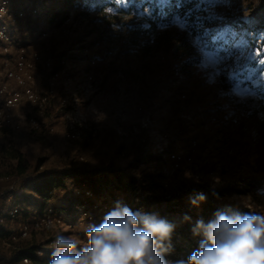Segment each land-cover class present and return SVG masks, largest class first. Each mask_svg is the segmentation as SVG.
I'll use <instances>...</instances> for the list:
<instances>
[{"label":"rangeland","instance_id":"obj_1","mask_svg":"<svg viewBox=\"0 0 264 264\" xmlns=\"http://www.w3.org/2000/svg\"><path fill=\"white\" fill-rule=\"evenodd\" d=\"M62 1L51 0V9L59 11ZM74 1L63 23L52 20L49 12L46 36L39 39L38 33L27 48V56L41 55L34 86L49 100L41 112L23 100L14 111L20 128L0 127V151L17 148L31 164L40 160L41 171L65 168L96 176L97 184L86 187L107 200L110 211L120 203L155 214L175 225L172 233L184 218L207 224L215 219L214 209L264 214L263 194L252 185L264 183V34L253 30L264 14V0H201L209 2L207 14L215 19L212 38L229 31L227 45L206 49L194 37L192 52L172 47L151 55L131 42L138 27L146 25V0H123L116 14H106L98 4L102 0ZM103 1L106 7L113 4ZM130 5L131 12L123 13ZM239 22L247 26L228 30ZM168 29L175 35L183 25ZM195 57L198 65L191 64ZM61 58L66 62L54 76L53 65ZM14 67V61L8 66L0 61V82L15 86L6 78V69ZM29 117L40 125H30ZM72 126L79 133L76 138L69 136ZM164 142L170 152L181 154L178 166L159 154ZM115 170L138 180L157 170L159 189L142 193L151 202L120 189L111 176ZM5 175L0 163V184ZM102 175L109 178L104 182ZM199 194L206 201L193 205L191 199ZM44 202L48 199L36 193L27 216L43 210ZM57 235L78 239L82 246L87 240L84 225L70 229L57 224L18 244L1 240L0 262L11 264L14 252L30 245L52 251ZM165 258L174 262L177 256L170 250Z\"/></svg>","mask_w":264,"mask_h":264},{"label":"trees","instance_id":"obj_2","mask_svg":"<svg viewBox=\"0 0 264 264\" xmlns=\"http://www.w3.org/2000/svg\"><path fill=\"white\" fill-rule=\"evenodd\" d=\"M95 1L98 2V0ZM74 2V0H63L59 11H56L55 8L51 9L52 20H58L60 23L65 22L69 18V8L74 6ZM98 4L103 10L106 8V1L102 0ZM142 4L143 10H147L144 17L146 25L138 27L139 31L135 32L131 42L144 55H151L154 51L172 47L179 51L192 52L194 46L191 44V40L194 37L201 39L206 49H220L227 45V39L230 35L229 31L225 35L212 38L210 26L215 19L207 14L206 10L209 6L207 1L146 0ZM131 9L130 5V9L124 10L123 13H130ZM178 23L183 25V31H176L174 35L168 28ZM246 26L243 22H239L229 27L228 30L231 31L235 28ZM253 30L258 32V34H264V14L261 15L256 28ZM199 63L200 59L195 57L191 64L198 65ZM262 68H264V64ZM59 70L60 59L58 63H54L52 74L55 75ZM229 84L231 83L227 80L226 86ZM0 163L6 168V175L2 177L5 181L0 184V197L2 198L0 216L5 214L9 208L18 206L22 211V218H25L28 212V204L33 201L36 193L43 194V198L48 199V202L42 203L40 207L53 206L59 212L72 214L78 206L91 203V199L85 195V190L88 188L86 184H97L98 182L96 176H81L65 168L41 171L40 167L42 164L40 160L31 164L24 153L14 147H2ZM111 176L117 180L120 189H125L127 192L139 196L141 201L148 203L151 202V199L142 197V193L159 189L162 177L157 170L154 173L145 174L141 180L126 175L121 170L111 171ZM108 178V176L102 175L100 180L105 182ZM3 184L5 185L3 186ZM252 185L259 187L264 197V183L260 186L259 184ZM60 190L65 193L60 195L58 193ZM53 197H56L58 201L51 202L50 200ZM213 211L214 214L218 211L233 213L220 209H214ZM182 220V224L178 223L176 225L175 233L171 234L173 239H170L171 251L173 250L177 256L175 261L180 259L187 260L192 251L198 247L199 242L204 239L200 237L201 235L193 234L192 229L195 226V222L190 224L187 218ZM8 232L9 228L7 225L0 224V235H6ZM165 244L168 245L169 241H165ZM50 253L51 251H44L42 247L30 245L18 248L12 255L10 263L19 264L26 257L30 259L32 264H48Z\"/></svg>","mask_w":264,"mask_h":264},{"label":"clouds","instance_id":"obj_3","mask_svg":"<svg viewBox=\"0 0 264 264\" xmlns=\"http://www.w3.org/2000/svg\"><path fill=\"white\" fill-rule=\"evenodd\" d=\"M123 0H113L106 14H116ZM204 194L191 199L206 201ZM175 225L155 214L133 211L117 203L97 225L85 228L86 244L57 235L48 264H264V214L218 211L207 224L198 220L194 235H202L187 260L169 261ZM165 241H169L166 245Z\"/></svg>","mask_w":264,"mask_h":264},{"label":"built area","instance_id":"obj_4","mask_svg":"<svg viewBox=\"0 0 264 264\" xmlns=\"http://www.w3.org/2000/svg\"><path fill=\"white\" fill-rule=\"evenodd\" d=\"M50 4L51 0H0V61L7 66L9 61L15 62L14 68L6 69V78L14 82L15 86H11L7 81L0 82V127L20 128L19 122L14 117V111L23 100L32 103L40 112L49 100L48 95H40L34 86V67L41 62V55L32 52L27 56L26 52L27 48L34 44L33 37L38 33L39 39L46 36V24L49 12H51ZM25 36L28 37L26 41ZM197 40L199 45L204 46L201 39ZM65 62L66 60L61 58L60 66H63ZM45 64L51 66V60L47 59ZM59 71L55 75H58ZM53 92L51 88L50 93ZM65 102L66 100L63 99L62 103ZM27 121L35 128L40 125L36 117H29ZM77 132L72 126L69 136L76 138L79 136ZM158 152L159 154L164 153L168 160L174 162L176 166L182 158L179 152L169 151L167 142L160 145ZM85 195L91 199V203L78 206L71 216L59 212L53 206H47L41 211L34 210L30 217L22 218L20 207L9 208L5 214L0 216V224L10 226L8 234L0 235V241L18 244L21 240L30 238L33 232L48 229L57 224H64L65 228L70 229H74L77 224L84 225L85 228L88 223L98 225L110 212V205L103 197L97 196L91 188L85 190ZM68 217L74 219L71 221ZM30 262V259L26 257L20 261L21 264Z\"/></svg>","mask_w":264,"mask_h":264},{"label":"snow or ice","instance_id":"obj_5","mask_svg":"<svg viewBox=\"0 0 264 264\" xmlns=\"http://www.w3.org/2000/svg\"><path fill=\"white\" fill-rule=\"evenodd\" d=\"M261 71H264V68H262ZM262 86H264V85H262Z\"/></svg>","mask_w":264,"mask_h":264}]
</instances>
